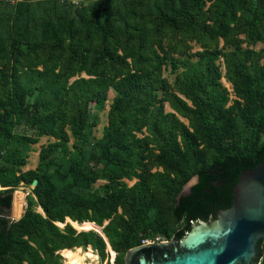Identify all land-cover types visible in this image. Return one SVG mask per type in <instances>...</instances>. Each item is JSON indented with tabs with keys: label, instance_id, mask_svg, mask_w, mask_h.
Returning a JSON list of instances; mask_svg holds the SVG:
<instances>
[{
	"label": "trees",
	"instance_id": "trees-1",
	"mask_svg": "<svg viewBox=\"0 0 264 264\" xmlns=\"http://www.w3.org/2000/svg\"><path fill=\"white\" fill-rule=\"evenodd\" d=\"M166 39L180 54L191 41L201 48L195 61L169 59L184 68L169 90ZM259 41L264 0H0V206L10 208L20 182L36 180L18 220L0 213V264H63V249L66 264L96 258L92 248L103 258L101 229L124 264L128 248L165 232L161 218L151 219L150 233L133 224L153 208L154 189L172 196L182 229L175 196L189 179L264 148V65L249 47ZM221 77L235 95L228 105ZM110 86L126 100L111 103L100 138L70 150V134L92 136L87 105H102ZM20 125L54 138L34 169H21L37 138L17 132ZM149 152L161 171H151ZM98 179L106 181L101 192L90 190Z\"/></svg>",
	"mask_w": 264,
	"mask_h": 264
},
{
	"label": "water",
	"instance_id": "water-1",
	"mask_svg": "<svg viewBox=\"0 0 264 264\" xmlns=\"http://www.w3.org/2000/svg\"><path fill=\"white\" fill-rule=\"evenodd\" d=\"M175 200L174 216L185 210L182 229L170 239L128 248L124 264H260L264 148L254 158L211 163L185 183ZM96 232L106 239L102 229Z\"/></svg>",
	"mask_w": 264,
	"mask_h": 264
},
{
	"label": "rangeland",
	"instance_id": "rangeland-1",
	"mask_svg": "<svg viewBox=\"0 0 264 264\" xmlns=\"http://www.w3.org/2000/svg\"><path fill=\"white\" fill-rule=\"evenodd\" d=\"M92 1L93 0H72V2H74L75 4H81V3L90 4ZM241 37H243V35H241ZM190 44H191V49H189L188 52L184 54H180L176 51L177 49L175 48V45L172 41H170L169 39L165 40V47L167 49V54H166L167 59H166L165 64L162 66V70H161V77L165 80V83H166V86L164 87V89L169 90L170 88H173V82H174L176 74L183 71L184 69L182 66H179L176 69H172L169 63L170 58H180V59L188 58L190 61H195L198 59L197 51L201 50L199 44L196 43L195 41H191ZM245 46H246V40H244V42H242L241 44V47L244 48ZM218 47L219 48L222 47V40L219 41ZM249 47L259 53L260 62L264 65V41L249 43ZM229 48L230 46L224 47L222 48V50H227ZM216 62L220 64V70L223 74L224 66H223L222 58L220 57L219 59H217ZM82 76H85V74L82 73ZM220 83H221V86L225 88L228 93L229 99H228L227 105L231 104L235 99V95H234V92L232 91L231 83L228 82L224 77L220 78ZM158 94L160 97H163L164 95L162 90H160ZM126 98L127 96L125 95V93H120L119 89L116 86H110L107 91L106 98L104 99V102L102 103V105H99L97 102H92V101L89 102L87 105V110L89 112L90 119L94 122V125L92 126V136L90 137L89 136L85 137L82 135L73 136L70 134L68 148L70 150H73L75 148H82L92 140V137L100 138L102 135L103 127L107 124V115L109 111V106L111 105L112 102L116 100L125 101ZM164 109L166 111L171 110L167 102H164ZM182 120L186 123L185 119H182ZM16 131L28 134L30 136H35L37 138V142L30 145V150L27 152V156H26V161H25L26 163L21 167L22 170L34 169L38 163V154H39L40 148L46 145L47 143L53 141L54 138L49 135H38L36 129L29 128V127H23L22 125L16 127ZM260 138H261L260 139L261 141L263 137H260ZM234 140L235 142H237V144H239L237 139H234ZM229 147L231 150L235 148H238V149L242 148V146H229ZM147 164L151 167L152 172L162 170L161 167H158L154 164L152 152H149L148 154ZM124 180L128 186H131L136 181V178L124 179ZM105 182H106L105 179H98L97 181H95L94 183L90 185V190H96V191L101 192V187ZM2 188L3 187H1L0 189ZM31 190H32V185L20 182L18 186H16L12 192V200H13L14 192L19 191L17 192L18 203L19 201L23 203L22 211L20 215H22L25 210L26 196L27 194L31 193ZM153 193L155 196L154 206L152 209L148 211L147 215L143 218L142 220L143 224H139L140 221H138L137 219L133 220V224L136 228H138L139 234L143 232L150 233L152 232L151 230L152 227L150 226L151 219L161 218L163 220V227L160 230H164L165 232L164 233L163 232H152V234L146 235L144 237V240H143L144 242L170 239L173 236V232L178 230L183 224L181 221L176 222L172 217L171 210L174 205L172 196H168L165 190H155L154 189ZM12 200H11V208L6 209L3 212V215L9 220L15 221L20 215L17 217L12 215ZM106 223L107 221H104V224ZM58 225L62 227L64 223L58 224ZM140 228H143V229H140ZM75 229L77 231H81V230L85 231V229H79V228H75ZM87 229L89 230V227H87ZM87 246L85 247L79 246V247L82 250H86ZM73 248L75 247H72L69 249H73ZM92 251L95 254L96 258L94 257L87 258L86 253H84L85 259L83 261V264L101 263L103 259L105 258V256L107 255L106 247L104 249L105 255L103 258L101 257V255L96 249L92 248ZM125 252L123 253V258H124ZM58 254L62 258V263L65 264L64 257L62 256L61 252L60 253L58 252ZM260 255H261V259L259 261L261 264V262L264 260V243L260 246Z\"/></svg>",
	"mask_w": 264,
	"mask_h": 264
},
{
	"label": "built area",
	"instance_id": "built-area-1",
	"mask_svg": "<svg viewBox=\"0 0 264 264\" xmlns=\"http://www.w3.org/2000/svg\"><path fill=\"white\" fill-rule=\"evenodd\" d=\"M106 251H107V255L105 256L103 261L101 263H96V264H116L115 261L116 252L112 250L111 246L107 241H106Z\"/></svg>",
	"mask_w": 264,
	"mask_h": 264
},
{
	"label": "flooded vegetation",
	"instance_id": "flooded-vegetation-1",
	"mask_svg": "<svg viewBox=\"0 0 264 264\" xmlns=\"http://www.w3.org/2000/svg\"><path fill=\"white\" fill-rule=\"evenodd\" d=\"M13 200H14V194H13ZM13 200H12V215H17L18 213H20L22 211V206H23V203L21 201H19L18 205H17V208H15V210L13 209ZM11 208V206H10ZM9 209V208H8ZM6 209H3L1 206H0V213H2L3 215V212L5 211Z\"/></svg>",
	"mask_w": 264,
	"mask_h": 264
},
{
	"label": "bare ground",
	"instance_id": "bare-ground-1",
	"mask_svg": "<svg viewBox=\"0 0 264 264\" xmlns=\"http://www.w3.org/2000/svg\"><path fill=\"white\" fill-rule=\"evenodd\" d=\"M17 192H19V191H16V192H14V200H13V209L15 210V208H17V205H18V198H17ZM21 213V212H20ZM20 213H18L17 215H14L15 217H17V216H19L20 215ZM67 219H69V218H67ZM67 222H70L71 223V221L72 220H66ZM59 224V223H58ZM106 240V239H105ZM64 250V249H63ZM63 250H60L59 252H61V254H62V256L64 257V255H63V253H62V251ZM64 261H65V257H64ZM66 264V263H65Z\"/></svg>",
	"mask_w": 264,
	"mask_h": 264
}]
</instances>
